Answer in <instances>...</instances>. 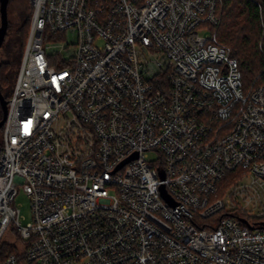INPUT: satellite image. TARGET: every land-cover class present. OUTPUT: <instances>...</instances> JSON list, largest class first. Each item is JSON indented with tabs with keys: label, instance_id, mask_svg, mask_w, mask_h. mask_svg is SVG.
I'll return each instance as SVG.
<instances>
[{
	"label": "built area",
	"instance_id": "built-area-1",
	"mask_svg": "<svg viewBox=\"0 0 264 264\" xmlns=\"http://www.w3.org/2000/svg\"><path fill=\"white\" fill-rule=\"evenodd\" d=\"M29 9L0 144V257L11 230L18 251L0 264H264V86L217 43L219 0ZM67 33L64 61L47 51Z\"/></svg>",
	"mask_w": 264,
	"mask_h": 264
},
{
	"label": "trees",
	"instance_id": "trees-1",
	"mask_svg": "<svg viewBox=\"0 0 264 264\" xmlns=\"http://www.w3.org/2000/svg\"><path fill=\"white\" fill-rule=\"evenodd\" d=\"M219 2L222 11L221 22L216 31L217 43L226 47L230 56L237 60L245 90L264 86V0H219ZM29 16L19 23L14 38L6 40V34L0 49L5 52L6 57L4 62L0 61V94L5 100L12 92L16 71L12 82L8 74L21 60L29 28ZM231 177L233 176L225 178L221 184L223 188L227 186V181ZM2 248L0 261L5 255L15 252L13 247L2 246Z\"/></svg>",
	"mask_w": 264,
	"mask_h": 264
},
{
	"label": "rangeland",
	"instance_id": "rangeland-1",
	"mask_svg": "<svg viewBox=\"0 0 264 264\" xmlns=\"http://www.w3.org/2000/svg\"><path fill=\"white\" fill-rule=\"evenodd\" d=\"M30 15V9H29V0H10L8 8H7V18H8V23H9V30L7 31V37L6 40H11L14 38V32L19 25V23L25 19L27 16ZM30 17V16H29ZM30 19V18H29ZM59 36L58 41L54 43L53 47L50 48L47 52L50 55L58 54L60 52L61 57L63 58L64 61H67L69 59V54L70 50L67 52L63 48L66 46V44L71 45L72 47L76 43V35L73 33H67L64 36ZM6 60L5 57V52L3 50H0V61L4 62ZM19 64H15L10 73L8 74L10 82H12L13 76L15 74L16 69H18ZM0 144L2 140V130L0 129ZM151 157H154L151 155ZM15 205L16 208L19 211V216L21 220V223L23 226L27 225L31 221V212H30V205H29V200L25 196L24 193L19 192V194L15 198ZM18 238L17 234L13 232L12 230L9 231L6 236L4 237L2 243H1V248L2 246L4 248L6 247H13L15 251H18ZM3 249V248H2Z\"/></svg>",
	"mask_w": 264,
	"mask_h": 264
},
{
	"label": "water",
	"instance_id": "water-1",
	"mask_svg": "<svg viewBox=\"0 0 264 264\" xmlns=\"http://www.w3.org/2000/svg\"><path fill=\"white\" fill-rule=\"evenodd\" d=\"M10 0H0V49L7 34L8 29V18H7V8ZM0 106L2 110V119L0 120V129L2 128L5 118H6V111H7V101L4 97L0 94ZM164 174L163 172L160 173V178L163 179ZM161 193L164 198L166 195L161 188Z\"/></svg>",
	"mask_w": 264,
	"mask_h": 264
}]
</instances>
